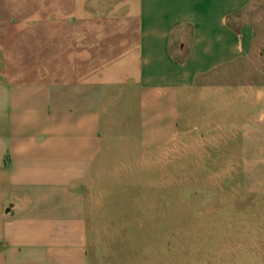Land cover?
<instances>
[{
	"label": "crops",
	"instance_id": "1",
	"mask_svg": "<svg viewBox=\"0 0 264 264\" xmlns=\"http://www.w3.org/2000/svg\"><path fill=\"white\" fill-rule=\"evenodd\" d=\"M160 158L264 202V0H0V264H94L92 189Z\"/></svg>",
	"mask_w": 264,
	"mask_h": 264
},
{
	"label": "rangeland",
	"instance_id": "2",
	"mask_svg": "<svg viewBox=\"0 0 264 264\" xmlns=\"http://www.w3.org/2000/svg\"><path fill=\"white\" fill-rule=\"evenodd\" d=\"M191 166L188 160L180 174L177 162L160 158L154 168L92 189L87 220L93 263L253 264L244 248L264 244V202H246L226 171Z\"/></svg>",
	"mask_w": 264,
	"mask_h": 264
}]
</instances>
